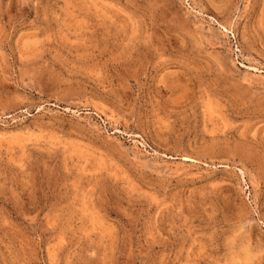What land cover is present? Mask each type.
Returning a JSON list of instances; mask_svg holds the SVG:
<instances>
[{"label": "rangeland", "instance_id": "1", "mask_svg": "<svg viewBox=\"0 0 264 264\" xmlns=\"http://www.w3.org/2000/svg\"><path fill=\"white\" fill-rule=\"evenodd\" d=\"M0 264H264V0H0Z\"/></svg>", "mask_w": 264, "mask_h": 264}]
</instances>
